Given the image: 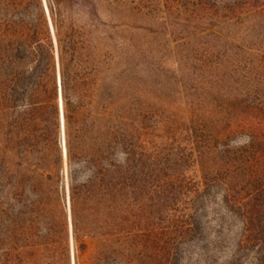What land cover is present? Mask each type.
I'll use <instances>...</instances> for the list:
<instances>
[{
  "label": "trees",
  "instance_id": "obj_1",
  "mask_svg": "<svg viewBox=\"0 0 264 264\" xmlns=\"http://www.w3.org/2000/svg\"><path fill=\"white\" fill-rule=\"evenodd\" d=\"M164 86L191 152L234 129L264 157V0H0V264H141L198 228L156 177Z\"/></svg>",
  "mask_w": 264,
  "mask_h": 264
},
{
  "label": "rangeland",
  "instance_id": "obj_2",
  "mask_svg": "<svg viewBox=\"0 0 264 264\" xmlns=\"http://www.w3.org/2000/svg\"><path fill=\"white\" fill-rule=\"evenodd\" d=\"M156 95L157 115H162L159 108L166 107L168 112L165 110L160 117L165 119L171 114L178 122L157 127L154 132L157 151L173 158L172 163L158 162L156 177L165 181L184 174L182 183L188 190L181 200L177 198L175 207L196 213L200 225L192 233L177 236L176 242L167 229L142 237L141 264H264L262 152L248 145L247 133L234 129L225 134L227 148L216 146V135L198 133L202 143L193 145L191 152L188 136L180 124V110H171L170 105L174 104H161L174 103L176 96L165 86ZM190 153L195 160L187 161ZM167 188L177 192L172 185ZM66 205L68 210L67 196ZM245 211L250 214L248 219ZM68 253L73 264L71 240Z\"/></svg>",
  "mask_w": 264,
  "mask_h": 264
},
{
  "label": "water",
  "instance_id": "obj_3",
  "mask_svg": "<svg viewBox=\"0 0 264 264\" xmlns=\"http://www.w3.org/2000/svg\"><path fill=\"white\" fill-rule=\"evenodd\" d=\"M59 108H60V117L62 119V115H61V101H60V94H59Z\"/></svg>",
  "mask_w": 264,
  "mask_h": 264
},
{
  "label": "bare ground",
  "instance_id": "obj_4",
  "mask_svg": "<svg viewBox=\"0 0 264 264\" xmlns=\"http://www.w3.org/2000/svg\"><path fill=\"white\" fill-rule=\"evenodd\" d=\"M61 115H62V110H61ZM62 120V119H61Z\"/></svg>",
  "mask_w": 264,
  "mask_h": 264
}]
</instances>
